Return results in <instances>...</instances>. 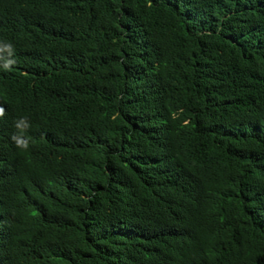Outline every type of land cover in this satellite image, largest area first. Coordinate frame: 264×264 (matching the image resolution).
Returning <instances> with one entry per match:
<instances>
[{"label":"trees","instance_id":"obj_1","mask_svg":"<svg viewBox=\"0 0 264 264\" xmlns=\"http://www.w3.org/2000/svg\"><path fill=\"white\" fill-rule=\"evenodd\" d=\"M0 40V264H264V0H0Z\"/></svg>","mask_w":264,"mask_h":264},{"label":"clouds","instance_id":"obj_2","mask_svg":"<svg viewBox=\"0 0 264 264\" xmlns=\"http://www.w3.org/2000/svg\"><path fill=\"white\" fill-rule=\"evenodd\" d=\"M0 53L5 54L4 56H0V60H2V67L7 71H11V66L16 63L14 58H9L14 57V46L10 42L0 40ZM5 114V109L0 106V119H2ZM14 127L16 132L11 135L10 139L18 149L25 152L28 151L31 141V137L28 135L31 128L28 118L21 117L14 122Z\"/></svg>","mask_w":264,"mask_h":264}]
</instances>
